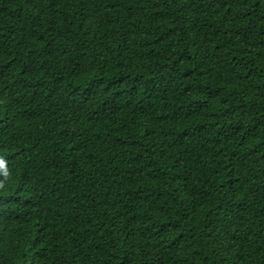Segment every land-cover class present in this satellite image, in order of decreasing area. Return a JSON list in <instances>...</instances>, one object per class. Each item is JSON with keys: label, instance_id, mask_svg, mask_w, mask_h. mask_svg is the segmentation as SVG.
Returning <instances> with one entry per match:
<instances>
[{"label": "trees", "instance_id": "trees-1", "mask_svg": "<svg viewBox=\"0 0 264 264\" xmlns=\"http://www.w3.org/2000/svg\"><path fill=\"white\" fill-rule=\"evenodd\" d=\"M0 264H264V0H0Z\"/></svg>", "mask_w": 264, "mask_h": 264}, {"label": "clouds", "instance_id": "clouds-1", "mask_svg": "<svg viewBox=\"0 0 264 264\" xmlns=\"http://www.w3.org/2000/svg\"><path fill=\"white\" fill-rule=\"evenodd\" d=\"M0 170H3L2 174L3 176L7 177L9 175L7 168H6V164L5 161L3 160V158H0ZM4 182L0 181V189L4 188Z\"/></svg>", "mask_w": 264, "mask_h": 264}]
</instances>
